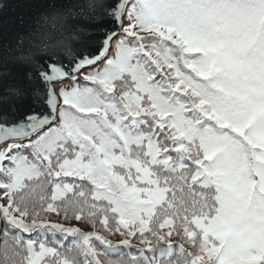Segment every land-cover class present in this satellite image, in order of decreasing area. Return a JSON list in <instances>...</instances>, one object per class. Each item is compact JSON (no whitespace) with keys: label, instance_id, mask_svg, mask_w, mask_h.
Returning <instances> with one entry per match:
<instances>
[{"label":"snow or ice","instance_id":"1","mask_svg":"<svg viewBox=\"0 0 264 264\" xmlns=\"http://www.w3.org/2000/svg\"><path fill=\"white\" fill-rule=\"evenodd\" d=\"M0 241L264 264V0H0Z\"/></svg>","mask_w":264,"mask_h":264},{"label":"water","instance_id":"2","mask_svg":"<svg viewBox=\"0 0 264 264\" xmlns=\"http://www.w3.org/2000/svg\"><path fill=\"white\" fill-rule=\"evenodd\" d=\"M12 7L15 8V11L6 12V17L18 14L23 8V6L17 7L16 5H13Z\"/></svg>","mask_w":264,"mask_h":264},{"label":"trees","instance_id":"3","mask_svg":"<svg viewBox=\"0 0 264 264\" xmlns=\"http://www.w3.org/2000/svg\"><path fill=\"white\" fill-rule=\"evenodd\" d=\"M0 242H2V241H0Z\"/></svg>","mask_w":264,"mask_h":264}]
</instances>
